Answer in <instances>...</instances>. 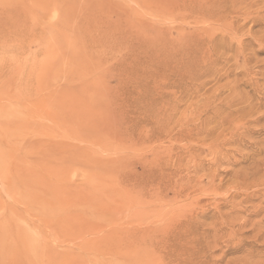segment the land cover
Masks as SVG:
<instances>
[{"label":"rangeland","instance_id":"rangeland-1","mask_svg":"<svg viewBox=\"0 0 264 264\" xmlns=\"http://www.w3.org/2000/svg\"><path fill=\"white\" fill-rule=\"evenodd\" d=\"M0 264H264V0H0Z\"/></svg>","mask_w":264,"mask_h":264}]
</instances>
